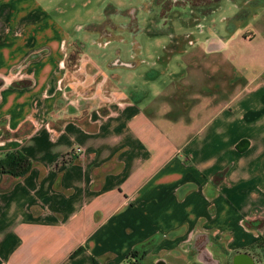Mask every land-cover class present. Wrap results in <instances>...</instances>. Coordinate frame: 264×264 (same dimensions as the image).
Here are the masks:
<instances>
[{"label": "crops", "instance_id": "0c3cea01", "mask_svg": "<svg viewBox=\"0 0 264 264\" xmlns=\"http://www.w3.org/2000/svg\"><path fill=\"white\" fill-rule=\"evenodd\" d=\"M146 1L0 0V264H264V0Z\"/></svg>", "mask_w": 264, "mask_h": 264}, {"label": "trees", "instance_id": "16d2710c", "mask_svg": "<svg viewBox=\"0 0 264 264\" xmlns=\"http://www.w3.org/2000/svg\"><path fill=\"white\" fill-rule=\"evenodd\" d=\"M67 163L68 161L65 159V157H63L58 166H60L61 168L64 167ZM31 166V158L20 150L7 152L4 155L0 156V172L3 174H10L19 177L27 173L30 170ZM259 244H264V239H262ZM138 260V252L134 251L128 257L126 264H138ZM95 263L100 264L96 259Z\"/></svg>", "mask_w": 264, "mask_h": 264}, {"label": "rangeland", "instance_id": "374dc122", "mask_svg": "<svg viewBox=\"0 0 264 264\" xmlns=\"http://www.w3.org/2000/svg\"><path fill=\"white\" fill-rule=\"evenodd\" d=\"M127 7H131V8H135V7H139L141 8L143 5H145L147 3L146 0H124ZM167 1H171L172 3H176V2H185V0H167ZM193 2H198V0H191ZM150 4V3H149ZM151 6V4H150ZM262 263H264V256L263 259L261 261Z\"/></svg>", "mask_w": 264, "mask_h": 264}, {"label": "built area", "instance_id": "2783aa9c", "mask_svg": "<svg viewBox=\"0 0 264 264\" xmlns=\"http://www.w3.org/2000/svg\"><path fill=\"white\" fill-rule=\"evenodd\" d=\"M80 151H81V148H78V149H77V152H80Z\"/></svg>", "mask_w": 264, "mask_h": 264}]
</instances>
